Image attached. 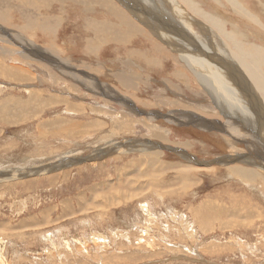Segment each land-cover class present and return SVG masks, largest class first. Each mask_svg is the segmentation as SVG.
Returning <instances> with one entry per match:
<instances>
[{
  "label": "rangeland",
  "instance_id": "rangeland-1",
  "mask_svg": "<svg viewBox=\"0 0 264 264\" xmlns=\"http://www.w3.org/2000/svg\"><path fill=\"white\" fill-rule=\"evenodd\" d=\"M75 1L0 0V264H264V91L228 40L264 50V0ZM153 2L191 31L159 34Z\"/></svg>",
  "mask_w": 264,
  "mask_h": 264
},
{
  "label": "bare ground",
  "instance_id": "bare-ground-1",
  "mask_svg": "<svg viewBox=\"0 0 264 264\" xmlns=\"http://www.w3.org/2000/svg\"><path fill=\"white\" fill-rule=\"evenodd\" d=\"M123 1V0H122ZM181 1V0H180ZM233 1V6H234V2H235V0H232ZM231 1V2H232ZM124 2L125 3H127V8L128 9H132V10H135V6H132V3L134 2V3H136L137 4V0H124ZM182 3H183V1H181ZM141 5L143 4L144 5V3H145V1L144 0H140V2H139ZM154 3V2H153ZM188 3H189V0H188ZM194 4V3H193ZM192 4V5H193ZM165 5V4H164ZM183 6V5H182ZM194 6L196 7L197 5L196 4H194ZM193 6V7H194ZM256 6H258V5H256ZM142 7V6H141ZM152 8H153V10H151L153 13H146L147 15H144L143 17L145 18V19H148L147 21L151 24V26H152V28L154 29V30H156L159 34H161L162 36L164 35V37H168L167 39H169L170 40V38H171V33H174L173 31H171V29H173L174 31L175 30H180V31H186V32H190L191 31V29H190V31H189V28H185V24H183V19H182V16L179 14V12L177 13V12H174V15L171 13V11L169 10V8H164V6H163V3H161L159 6H157V3H154L152 6H151ZM259 7V6H258ZM187 8V6H186V4H185V9ZM262 9V8H261ZM145 10V9H144ZM181 10V9H180ZM188 10V9H187ZM238 10V9H237ZM240 10V9H239ZM146 11V10H145ZM176 11V10H175ZM244 11V9H242L240 12L242 13ZM147 12H148V10H147ZM196 12H198V13H200V14H202L203 12L199 9V7H196ZM239 12V11H238ZM245 12V11H244ZM260 12V11H259ZM134 13H136V11L134 12ZM176 13V14H175ZM115 14H118V16L119 17H123V18H121V19H124L125 18V16L124 15H122L123 13H118V12H116ZM141 14V13H140ZM140 14L138 15L137 13L135 14L136 15V17H141L140 16ZM262 14V13H261ZM264 14V13H263ZM146 16H147V18H146ZM149 17V18H148ZM161 17H165V20H159V19H157V18H161ZM178 19H180L181 20V22H180V20H178ZM214 17V18H213ZM211 16V21L212 22H214V24L213 25H215V22H217L216 21V19H215V16ZM264 17V16H263ZM210 20V19H209ZM143 21V20H142ZM169 21H172L173 23L174 22H177V24H175V26L176 27H171V26H169L170 25V23H169ZM219 21V20H218ZM263 21H264V19H263ZM180 22V23H179ZM187 22V21H186ZM185 23V22H184ZM211 23V22H210ZM222 23V21L220 20V23H217V25H215V27L217 26L218 27V29L222 26V28H223V25L221 24ZM155 24V25H154ZM166 24V25H165ZM223 24H224V20H223ZM131 25V24H130ZM133 27V26H132ZM167 28V30L166 29H164V28ZM202 28H204L203 27V25L201 26ZM206 28H207V26H206ZM225 28L226 27H224L222 30H221V32L222 31H226L225 30ZM221 29V28H220ZM134 30V29H133ZM136 30V29H135ZM207 30V29H206ZM177 31H175V33L177 32ZM196 32V31H195ZM197 32H199V31H197ZM229 32V31H228ZM228 32H227V35H229L228 34ZM223 33V32H222ZM189 34V33H188ZM200 34V33H199ZM224 34L226 35V33L224 32ZM190 36H191V34H189ZM194 35V34H193ZM192 35V36H193ZM115 36H117V35H115ZM231 38H235V37H239V38H241L240 39V42H244V43H249L248 41H243L242 39L244 38H246V36H243V35H241V34H239V32L238 31H236V30H234V31H232L231 32V34L229 35ZM195 37V36H194ZM200 37H202V35L200 36ZM205 37V36H204ZM206 38V37H205ZM201 39H203V37L201 38ZM197 40V41H199L200 43H202V44H200V46L198 47V46H195V48L196 49H198L199 51H200V58L198 59V58H196V57H194V56H191V55H188V54H184L183 56L186 58V59H189V60H191V58L192 57H194V59L196 60V62L198 63V65H199V69H201V68H206V67H209L211 70H213V66H212V64L209 62V60H208V58L210 57V56H215L216 54H217V52H216V46H214L213 47V44L211 43V40H209L210 39V37L208 38V40L207 41H209V42H206V40L205 41H202V40ZM228 40H230L229 41V45H231V41L233 42V44H234V41L233 40H231L230 38L228 39ZM176 41H177V39H176ZM167 42H168V40H167ZM169 43V42H168ZM174 43H175V45H179L178 43H176L175 41H174ZM197 44V43H196ZM233 44H232V49H231V47L229 46V51H230V54H232L230 57H231V59L233 60L234 59V61L236 62L237 61V63H238V65L240 66L241 65V67H240V73H242L241 71L242 70H244V72L245 71H248L247 73H246V75L245 74H243L245 77H248V79L251 81V87L250 88H247L246 90H247V98H249V100L251 99V98H254L255 96L257 97V94H256V92L254 91V89L256 90V91H258L259 92V89L256 87L255 88V86H259V88H260V90H261V92H263L264 91V79L262 78V76L258 73V71L256 70V68H257V66L256 65H254L256 68L254 69H252V67L250 66V64H255L256 62H262V64H264V50H261V49H258L255 45L253 46V44H252V48L253 49H255L254 51H253V53H252V49H251V52H249L248 53V51H250V49L249 50H246L245 52H243L242 51V47H238L237 46V51L236 50H233V47L237 44L238 45V43H236V44H234V46H233ZM242 45V44H241ZM241 45H239V46H241ZM246 46H248V45H246ZM245 45H244V47H246ZM248 48V47H247ZM246 48V49H247ZM221 50V49H220ZM222 51V50H221ZM206 52V54L209 56L208 58H207V56H205V53ZM247 52V53H246ZM195 53H197V52H195V51H193L192 52V54H194L195 55ZM223 53V52H222ZM211 54H213V55H211ZM185 55H187V57L185 56ZM220 56H223V55H221L220 53H219V56L218 57H220ZM224 57H225V53H224V56H223V62L224 63H226V61L228 60L227 58L226 59H224ZM230 64H231V62H229ZM236 63V64H237ZM252 64V65H253ZM236 67V66H235ZM237 68V67H236ZM245 68V69H244ZM217 69H219V71H220V73L223 75V72H224V69L221 67V61H220V66H219V68H217ZM214 71V70H213ZM227 72V71H226ZM230 73V72H229ZM224 79V78H223ZM222 79V77H219L218 75H217V73L215 74V72L213 73V74H211V72L210 71H207V70H205V77H204V80H205V82H206V84H207V86L208 87H210L213 91L215 90V94L217 95L216 97L217 98H227L231 103H235V104H237V105H239V104H241L242 106L241 107H244L246 110H250L252 113H251V117L249 116V117H247L248 119L249 118H255L256 117V115L257 114H259V113H261L263 116H261V114L259 115L260 117H263L264 118V114H263V109H262V111H260L259 113H258V108L260 107V108H262V106L264 107V104L262 103V106L258 103V105H256V104H254L253 105V103H251L250 101L248 102V104H246V105H244V103H243V99H241L239 96H236L234 93H233V91H232V89H231V87H229V86H227L226 84L227 83H225L224 84V82H226V80L224 79L223 80ZM237 79H239V78H237ZM239 81H240V79H239ZM236 82V81H235ZM229 83V82H228ZM258 84V85H257ZM232 86V85H231ZM235 87V86H234ZM190 88V87H189ZM110 92H111V90H110ZM114 93V92H113ZM264 93V92H263ZM240 94V93H239ZM251 94V95H250ZM260 95H261V93H260ZM264 95V94H263ZM263 95H261L262 97H263ZM215 96V95H214ZM251 96V97H250ZM124 98V97H123ZM244 99H246V98H244ZM257 99V98H256ZM128 101V100H127ZM254 102V101H253ZM261 102H264V100L263 99H261ZM233 105V104H232ZM249 105V106H248ZM240 106V105H239ZM251 108H254V110H251ZM237 111H239L238 109H236V113H237ZM255 114V115H254ZM253 116H255V117H253ZM258 116V115H257ZM190 117L191 118H195L196 116H191L190 115ZM229 118V117H228ZM192 119V120H193ZM263 120V119H262ZM216 122V121H215ZM263 122V121H262ZM255 123V122H254ZM256 123H257V120H256ZM255 123V124H256ZM248 124H250V123H248ZM248 124H247V126H248ZM252 125H253V123H251ZM216 125V124H215ZM218 125V124H217ZM241 125V124H240ZM239 125V127L241 128V130H239V134L240 135H243V136H245V137H250L251 139H252V142H254L253 144L256 146L257 145V142H256V137H253V135H252V131L254 130L253 129V127L251 126V125H249L250 126V128L251 129H253L252 131H250V130H248L247 128H245V130L243 129V127L242 126H240ZM219 126V125H218ZM263 126V125H262ZM261 126V127H262ZM226 127V126H225ZM264 129V128H263ZM264 131V130H263ZM246 133V135L245 134H242V133ZM254 134V133H253ZM261 135V134H260ZM264 140V139H263ZM264 145V144H263ZM255 146H253V147H255ZM256 149V148H255ZM261 148H260V146H258V150H260ZM254 150V149H253ZM253 150H252V152H253ZM263 150V149H262ZM262 150H261V152H262ZM180 151V150H179ZM264 151V150H263ZM182 152V151H181ZM257 152V151H256ZM182 154V153H181ZM262 154V153H261ZM257 155V154H256ZM255 155V156H256ZM187 157H188V155H187ZM245 157V156H244ZM254 157V156H253ZM250 158V157H249ZM252 158V157H251ZM262 159H264V158H262ZM261 159V160H262ZM251 160V159H250ZM255 160V159H254ZM257 164H259V160H257ZM260 165V164H259ZM261 165H264V161L263 162H261ZM232 167V166H231ZM233 170V172H234V174H239V172H241V171H247V168H242V166H241V168H238V167H235V168H233L232 169ZM238 176V175H237ZM244 176H245V178L247 177L248 178V176L247 175H245L244 174ZM242 178V177H241Z\"/></svg>",
  "mask_w": 264,
  "mask_h": 264
},
{
  "label": "crops",
  "instance_id": "crops-1",
  "mask_svg": "<svg viewBox=\"0 0 264 264\" xmlns=\"http://www.w3.org/2000/svg\"><path fill=\"white\" fill-rule=\"evenodd\" d=\"M73 1H75V0H73ZM76 2V1H75ZM77 5L75 4V7H76ZM109 12H110V10H109ZM113 16L120 22V24H122V25H124V23L126 22V17L124 18V20L123 21H121V18H123V17H119L118 16V14H115V13H113ZM128 24V28H129V30H131L130 29V24L129 23H127ZM116 35V34H115ZM157 48V49H156ZM159 51V48L158 47H155V49H154V52H155V56H154V58H156L157 56H159V55H163V54H160L161 53V51H159V52H156V51ZM163 58V57H162ZM167 59H168V57H167ZM145 62H147V61H145ZM150 62V61H149ZM153 62H155V59L153 60ZM164 69V68H163ZM163 69L161 70V71H163ZM165 70V69H164ZM160 71V72H161ZM170 71V73H169V75L171 74V72L173 71L172 69L171 70H169Z\"/></svg>",
  "mask_w": 264,
  "mask_h": 264
}]
</instances>
